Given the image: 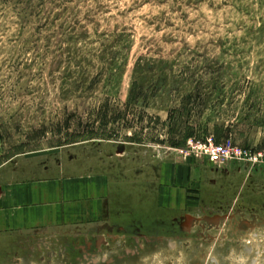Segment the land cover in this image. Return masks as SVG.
Wrapping results in <instances>:
<instances>
[{"label":"rangeland","instance_id":"obj_1","mask_svg":"<svg viewBox=\"0 0 264 264\" xmlns=\"http://www.w3.org/2000/svg\"><path fill=\"white\" fill-rule=\"evenodd\" d=\"M207 141L264 153V0H0V167L159 198L139 230L0 227V264H264V164Z\"/></svg>","mask_w":264,"mask_h":264},{"label":"crops","instance_id":"obj_2","mask_svg":"<svg viewBox=\"0 0 264 264\" xmlns=\"http://www.w3.org/2000/svg\"><path fill=\"white\" fill-rule=\"evenodd\" d=\"M7 166L10 165L3 164L0 167V227L37 230L75 228L86 234L98 235L110 229L139 230L142 227L138 224L142 220L139 212L142 204L149 206V209H144L147 213H144L143 218L148 219L150 224L153 220L154 225H157V177L146 184L143 182L147 186L144 187V192L137 190L139 192L136 195L140 197L138 200L117 201L110 196L108 182L111 178L108 173L90 172L67 176L54 175L44 169L33 172L28 177L18 178L19 176L9 177ZM4 168L6 179L3 177ZM139 174L135 172L126 175L124 172V182H127L125 179L134 177V182L138 185L134 184L133 188H141ZM116 180L121 181L122 177ZM125 191L127 195L131 193L128 188ZM120 192L118 194L122 193ZM165 193L167 199L162 198L165 200L160 202V207L172 211L177 203L170 198L169 191ZM143 195L149 201L142 200Z\"/></svg>","mask_w":264,"mask_h":264},{"label":"built area","instance_id":"obj_3","mask_svg":"<svg viewBox=\"0 0 264 264\" xmlns=\"http://www.w3.org/2000/svg\"><path fill=\"white\" fill-rule=\"evenodd\" d=\"M193 153L205 158L213 164L219 163H244L264 164V153H255L247 149H240L231 143L219 145L212 141L197 144Z\"/></svg>","mask_w":264,"mask_h":264}]
</instances>
